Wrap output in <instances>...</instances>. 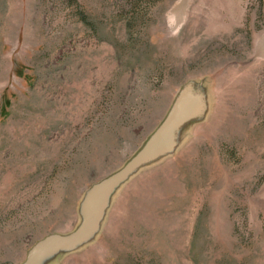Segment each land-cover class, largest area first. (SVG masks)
<instances>
[{
  "label": "rangeland",
  "instance_id": "374dc122",
  "mask_svg": "<svg viewBox=\"0 0 264 264\" xmlns=\"http://www.w3.org/2000/svg\"><path fill=\"white\" fill-rule=\"evenodd\" d=\"M0 264H264V0H0Z\"/></svg>",
  "mask_w": 264,
  "mask_h": 264
},
{
  "label": "water",
  "instance_id": "95a60500",
  "mask_svg": "<svg viewBox=\"0 0 264 264\" xmlns=\"http://www.w3.org/2000/svg\"><path fill=\"white\" fill-rule=\"evenodd\" d=\"M186 107H187V104H184L175 113H171L165 122V128L173 127L175 124L181 122L184 119L183 113H186ZM164 139H166L165 136H164ZM156 146H157V143H156ZM86 226H87V218L84 220L83 225L81 226L79 232L82 231ZM77 235L78 237L80 236V234H76L74 236H77ZM74 236L72 238H75Z\"/></svg>",
  "mask_w": 264,
  "mask_h": 264
}]
</instances>
